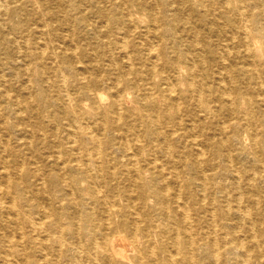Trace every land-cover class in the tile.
Returning a JSON list of instances; mask_svg holds the SVG:
<instances>
[{
	"label": "rangeland",
	"instance_id": "rangeland-1",
	"mask_svg": "<svg viewBox=\"0 0 264 264\" xmlns=\"http://www.w3.org/2000/svg\"><path fill=\"white\" fill-rule=\"evenodd\" d=\"M240 1L251 0H4L10 10H3L0 15V166L4 162L7 171H12L9 180L15 179L12 177L15 176L12 174L14 168L27 170L28 179L19 178L26 186H23L18 194L13 192L11 196H14L20 205L22 198L28 200L29 206H22L31 220L38 225L54 218H59L61 223H65L68 220L66 217L75 223L83 222L86 211L95 212V216L88 218V221L98 223L105 218L103 205L100 206L89 198L87 191L83 189L85 183L82 184L81 180L68 184L63 189L59 180L50 179L55 176L65 178L67 183L72 180L70 175H65L60 169L62 163L66 162L65 153L58 156L56 151L63 145L70 148L73 140L71 136L73 137L77 129L72 118L79 113L90 135L99 140L108 139L109 145L117 149L110 153L109 160L106 161L109 167L117 166L112 165L113 161L119 166L125 162L128 154L121 152L125 145L129 147L128 152H136V142L141 148L148 143L142 127L134 125L133 115L123 116L120 120L123 126H117L112 117V122H109L110 119H103L102 124L101 118L94 111L97 107L96 111L99 113L105 112L106 103L114 97L116 91L115 87L107 82V78H114L121 71L129 72L133 69L131 74L123 76L129 79L130 84L124 87L127 91L121 90V99L132 100L131 106L137 105L136 100L146 103L149 98H153L158 107L162 106L163 92L159 89L172 84L174 92L168 96L170 101L182 108L186 107L188 114L195 113L203 127V133L198 130L194 133L198 144L191 150L190 160L194 161L196 166L200 157L201 161L216 163L214 166L218 169L217 159H220V156H216L215 150L220 144V139L213 130L215 124L222 125L224 122L228 126L234 122L237 119L236 113L244 110L246 104L243 101L246 98L251 99L255 103L254 106L264 111V76L261 77L260 86L254 78L237 71L241 66L255 70L262 68L258 60L251 56L254 50L248 53L244 50L245 47L240 45L243 39L242 27L246 23L245 17L240 16L236 8L241 6ZM262 9L264 10V3ZM161 10L167 11V17L173 18L171 31L182 38L177 44H167L169 59L166 64L159 56L156 55V58L154 52L156 49L158 53L162 44V39L155 33L167 26L165 19L160 16ZM193 36L196 37L195 41ZM191 42L197 52L194 58L198 60L201 70V75L193 82L206 88L205 98L208 105L213 108L216 104H221L223 107L215 111L213 108L209 114L203 108L192 104L195 96H186L190 61L180 60L177 56L178 52L187 55L186 47ZM35 43L37 46L34 47ZM47 43L51 44V48L43 46ZM152 47L154 50L149 54L148 50ZM42 49L45 54L36 59L39 66H29V55L44 52ZM52 51L55 55H49ZM148 63L153 66L150 73L147 70ZM60 77L68 79L67 92L72 97H77L80 87L86 85L89 95L81 97L76 103L78 105L66 103V107L59 106L64 89L58 82ZM94 79H97L95 84L92 82ZM84 80L86 83L80 86ZM142 83L149 86L140 89ZM37 90H42L51 103L39 96ZM97 95H102L105 99L95 104L93 98L98 99ZM223 96L231 97L235 103L230 104ZM231 108L235 113L230 111ZM146 110L152 113V109ZM65 114H70L71 118H64ZM167 115L171 117L169 126L178 122L172 109L167 110ZM180 117L186 119L182 115ZM166 125H163L162 131H166ZM186 129H190V126H186ZM205 132V137L209 136V139L206 143H201V139H205ZM226 132L225 136L221 135V168L229 166L234 172L223 178L225 189L222 192L231 207H236L234 199L241 196L240 204L254 218L255 231L264 229V181L260 180V185H256L260 188H252L259 172L254 155L236 154L238 151H251L249 137L246 136V130H241L236 137L229 128ZM124 134L127 139H124ZM135 135H138L139 142L135 141ZM227 136L233 138L232 143L223 144L228 139ZM151 144L162 146L163 143L155 136ZM261 147L256 154L259 163L264 167V147ZM199 149L204 151L201 156L197 153ZM72 152L76 156L81 155L78 151ZM143 157L153 159L157 165L165 164L166 160L161 152L149 153L141 150L139 158ZM197 166H185L184 180L195 183L201 173L209 172L206 166ZM182 169L183 165L177 166V170ZM3 177L0 169V182L4 180ZM37 178L42 179L40 183ZM101 178L105 185L102 191L114 195L117 207H122V197L130 194V201H133L136 208L148 213L142 217V224L153 217L156 207L162 205L156 203L149 191L146 193L147 198H135L134 192L137 193L138 189L133 192L134 187L129 186L128 180L112 179L106 174ZM139 179L149 182L157 192L159 186L164 183V180L157 178L152 172L141 171ZM114 185H119L120 188ZM167 185L168 188L159 194L170 205L173 204L175 183L169 181ZM191 185L194 193L200 197V188ZM254 195L260 199L257 204H253L248 198ZM0 198L3 202L0 206V233L3 232L13 241L17 240L19 230H23L25 234L31 233L28 224H16V216L7 212L9 194L0 193ZM224 199L221 197L225 204L227 202ZM228 217L231 221L237 220H232V216ZM240 223L242 226L238 233L243 234L249 222L241 220ZM124 240L130 242L129 237ZM85 243L83 238L82 244ZM0 247L1 255V243ZM195 258L206 257L195 253Z\"/></svg>",
	"mask_w": 264,
	"mask_h": 264
},
{
	"label": "bare ground",
	"instance_id": "bare-ground-1",
	"mask_svg": "<svg viewBox=\"0 0 264 264\" xmlns=\"http://www.w3.org/2000/svg\"><path fill=\"white\" fill-rule=\"evenodd\" d=\"M4 3V0H0V15L3 10L4 12L10 10ZM240 3L241 6L236 8L240 16L246 19V23L242 27L241 35L243 39L240 41V45L245 47L244 50L248 53L254 50L251 56L258 60L262 68L261 70H255L241 66L240 68L238 67L237 71L247 77L254 78V81L257 80L261 86V77L262 75L264 76V10L262 9L264 0L240 1ZM167 15V11H160V16L165 19L167 26L163 30H157L155 33L157 37L162 39L158 53L156 49L154 50V47L148 50L149 54H152L154 50L156 53L155 57L156 55L157 57L159 56L165 64L169 59L167 58L169 53L167 44L172 43L171 45H173L182 41L180 36L175 35L171 31L173 18L167 17ZM195 38L193 41H195ZM26 44L32 48L28 43ZM43 46L51 48L50 43ZM186 48L188 51L187 55L178 52L177 56L180 60L186 59L190 61V66L187 70V81L189 82L186 96L189 94H192V97L195 96L192 104L203 108L207 114L212 112L213 108H215L213 111L222 109L221 104H216L213 108L208 105V101L205 98L206 88L193 82L197 76L201 75V70L198 67V60L194 58L197 56L194 43H188ZM42 51L44 50L42 49ZM42 54H45V51L36 52V54L31 53L29 55V66L32 64L39 66L36 59ZM49 55H55V52L52 51ZM147 66L148 73H150L153 66L150 63ZM132 71L133 69L129 72L121 71L116 77L107 78V82L116 89L115 95L106 103V113H99V111H96L97 107H95L94 111L101 118L102 124L104 123L103 119L109 120L112 117L113 123L117 126H123L122 122H120L123 116L133 115L132 121L134 125L142 127L148 143L141 148L136 142V152L132 150L128 152L129 147L125 145V149H121L122 154H128L125 162L119 166L113 161L112 165L117 166L109 167L106 165V161L109 160L110 153L117 151V149H113L109 145L108 139L99 140L95 136L90 135L86 131L82 121L83 118L79 113L72 118V122L76 124L77 129L74 131L73 137L71 136L73 140L71 139L70 148H66L63 145L56 151L58 156L65 153L66 162L62 163L60 169L65 175H70L72 180L67 183L66 179L62 177L55 178L53 176L50 179V181L59 180L63 189L68 184L71 185L81 180L82 184L85 183L83 189L87 191L89 198L100 204V206L103 205L102 212L105 218L98 223L92 220L88 221V218L95 216V212L86 211L83 222L78 221L75 223L69 217H66L65 219L68 220L65 223H61L59 218H54V220H48L42 225H38V223H35L27 216L28 213L23 209L22 204L29 206L28 200L22 198V204L20 205L15 201L14 196H11L13 192L18 194L19 190L26 186L20 180L28 177L26 175L27 170L21 171L19 168H14L12 174L15 176L12 177H15V179L9 180L11 179L10 172L12 171H7V165L3 162L0 169L4 180L0 182V193L9 194L10 202L7 205V212L16 216V224H28L31 233L25 234L23 230H19L17 232V240L13 241L1 232L0 243L3 251L0 255V262L2 264H264V229L255 231L254 218H252L248 210L242 208L240 204L241 196L234 199L235 204H237L236 207H231L228 204L227 197L222 192L225 189L223 178L234 172V170L230 169L229 166L221 168V135L225 136L228 128L236 134L235 137L241 130H246L251 151H238L236 154L240 156L254 155L259 172L255 176V184L252 185V188H260L256 185H260V180L264 181V167L262 163H259L260 160L257 158L256 152L262 149L261 145L264 147V111L254 106L255 103L251 99L246 98L243 101L246 106L244 110L236 113L237 119L234 122H231L228 126L224 122L222 125H217L216 123L213 130L220 139V144L215 150L216 156H220V159H217L219 167L216 169L214 166L216 163L214 164L207 160L201 161L199 157L200 162L197 161V165L200 167L206 166L209 172L202 171L203 173L197 177V181L190 183L184 180L186 179L184 176L185 166H197H195L194 161L190 160V153L198 144L194 139L196 136L194 133L197 130L203 133L200 118L195 113L191 112L188 114L186 107L182 108L177 103L170 101L171 99L168 96L174 92L172 84L159 89V91L163 92L161 95L162 106L160 107L157 106L153 98H149L146 103L136 100L135 104L137 105L135 106L130 105L132 101L130 99L122 100L121 90L127 91L124 87L130 84L129 79L123 76H128ZM28 81H30V78ZM58 82L64 88L62 89L59 106L66 107V103L76 104L82 99L81 97L84 98L89 95L86 85L80 87L78 96L74 98L67 92L69 87L68 79L61 78ZM92 82L95 84L97 79ZM85 83V80L82 81L80 86ZM146 86L149 85L142 83L140 89L141 87L147 88ZM128 91L130 90L128 89ZM37 92L46 102L51 103L50 98L44 95L42 90H37ZM244 93L246 94V91ZM97 98H93V103L97 104L105 99L102 95H97ZM225 98L230 104L235 103L231 97ZM219 99H221V92L219 93ZM146 109H152L150 111L152 113H149ZM170 109L174 111L178 122H173L169 126V118L171 117H168L167 110ZM230 111L235 113L232 108ZM180 115L186 117V119L181 118ZM70 116V114H65L64 118L70 119ZM109 122H112L111 119ZM164 124H167L166 131H162ZM152 126L155 127L152 128ZM186 126H190V129H186ZM155 136L162 141V146L151 144L154 142ZM205 136L206 132L204 134L205 139H201V143L208 141L209 136ZM227 138L223 144L225 142L230 144L231 140H233L232 137L227 136ZM124 139H127L126 134H124ZM135 141L139 142L138 135H135ZM141 150L149 153H163L166 158L165 164L157 165L153 159L139 158ZM72 151H78L81 155L76 156ZM203 152V149H199L197 153L201 156ZM110 160L112 161L111 158ZM178 165H183V169L177 170ZM141 171L152 172L157 178L164 180V183L159 186L158 192L152 189L149 182L140 181ZM105 174L112 179L122 178L128 180L129 186L134 187L133 192L138 189L137 193L134 192L135 198L144 199L147 191H149L153 194L156 203L162 205L156 207L153 217L147 219L145 224H142V217L145 214L147 216L148 213L136 208L133 201H130V194L124 195L122 197L123 206L117 207L114 195L102 191L105 185L101 177ZM36 180H40V183L42 179L37 178ZM169 181L175 183L173 204L170 205L159 194L163 189L168 188L167 183ZM191 184L200 188L202 192L200 197L194 193ZM114 186L120 188L119 185ZM221 197L225 198L224 201L227 203L224 204L221 201ZM248 198L253 204H257L260 201L259 197L255 195ZM2 203L0 198V206ZM164 204L165 206H163ZM228 216H232V220L233 218L237 220L235 222L231 221ZM112 218H116V220L113 221ZM241 220H248L249 222V226L243 234L238 233L242 226L240 225L242 224L240 223ZM125 237H129L130 242L129 240L128 242L124 240ZM83 238L86 240L85 244H82ZM195 253H200L206 258H195Z\"/></svg>",
	"mask_w": 264,
	"mask_h": 264
}]
</instances>
